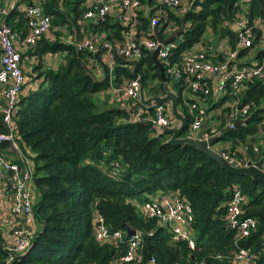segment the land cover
<instances>
[{
    "label": "trees",
    "instance_id": "obj_1",
    "mask_svg": "<svg viewBox=\"0 0 264 264\" xmlns=\"http://www.w3.org/2000/svg\"><path fill=\"white\" fill-rule=\"evenodd\" d=\"M1 1L0 22L6 21L24 40L30 32L28 17L18 7L3 13ZM89 1L21 0V3L40 4L52 17L54 26L74 31L78 40L87 34H97L114 47L125 44L127 29L114 14L98 24L84 19ZM141 2L147 9L138 12L139 35L143 32L155 37L151 26L154 17L158 18L156 27L163 38L182 28L173 40L176 46L170 56L176 64L182 62L186 52L212 42L206 38L210 31L217 39H228L231 48L226 54H202L201 58L226 61L238 46L236 22L241 17L253 26L254 38L251 46L238 49L233 63L247 55L263 36L264 0H185L177 7L166 6L162 0ZM52 32L56 34L54 40L43 36L35 46L28 48V53L38 60L33 68L36 76L30 77L25 72L15 119L19 149L33 167L36 197L33 207L38 222L31 249L16 264H134L122 260L129 239L125 224L142 233L140 251L145 262L153 257L155 264H194L197 261L234 264V255L241 248H247L256 258L243 264H264V184L250 176L229 174L191 144H169L168 134L158 133L143 120L134 119L136 109L132 100L130 107L114 106L108 102L111 99L108 96L102 104L99 93L115 95L111 91L114 87L120 88L134 78L132 67L117 63L112 74L108 70L105 81H96L84 67L86 64L99 76L95 69L96 55L88 50H77L59 37L61 32L54 29ZM141 48L138 74L146 93L149 96L164 94L165 82L152 60V52ZM59 52L65 55V62L57 69L43 64L45 54ZM1 57L0 49V62ZM256 59H264V50L257 52ZM36 78H42V82L32 89L31 83ZM168 78L179 94L180 106L189 124L193 117L187 102L199 104L204 120L208 121V135L228 126L236 101L238 108L248 106V113L242 118L244 123L222 134L217 144L238 157L242 156L241 148H247L246 153L252 158L264 155L262 150L259 153L254 150L256 135L264 131V79L243 81L238 96L234 97L228 87L229 93L215 100L212 85L211 93L203 98L185 90L184 79ZM187 93L193 97L189 98ZM204 101L207 107L203 113ZM216 109L220 112L209 117ZM7 132L0 114V133ZM11 143L8 140L0 143V155L22 165V156ZM235 187L249 198L244 216H252L258 222L246 237H240L227 222L226 207ZM168 192H177L193 207L195 249L185 241L175 240L167 225L143 215L142 203ZM99 218L104 219L110 231H123L124 241L97 239ZM2 240L0 234V264H8L10 253Z\"/></svg>",
    "mask_w": 264,
    "mask_h": 264
},
{
    "label": "built area",
    "instance_id": "obj_2",
    "mask_svg": "<svg viewBox=\"0 0 264 264\" xmlns=\"http://www.w3.org/2000/svg\"><path fill=\"white\" fill-rule=\"evenodd\" d=\"M185 0H162V3L169 7H177ZM18 7L24 12L29 20L30 32L24 40L12 30L6 21L0 22V49L2 57L0 62V114L3 122L8 127L7 133H0V143L8 140L12 142V147L22 156V165L4 158L0 155V180L6 184V189L10 191L12 200L9 206L10 213L19 220L9 234L4 248L10 253L8 264L15 260L17 255L27 252L33 245V238L38 232V222L34 214L33 207V167L29 159L24 158L16 136V116L19 110L20 94L25 83V72L21 64V52L17 46L19 42L26 48L35 46L43 36H48L54 31H59L60 38L73 44L77 50H88L94 54L101 48H116L120 54L127 58L140 60L142 56V46L153 52L158 47L159 59L165 67V73L172 79L179 81L184 79L186 82L185 90L193 94L201 95L206 98L211 93L209 81L211 77H218L221 82V88L229 87L230 94L238 96L243 81L253 78L264 79V61L257 64H248L237 66L233 63L236 60L238 49L241 47L251 46L253 43L254 32L253 26L249 22L240 18L236 24L238 31V46L229 53V57L224 62H213L201 58L202 54L194 49L184 54L180 64L170 60L171 51L176 46L174 41L161 43L156 37H149L143 32L138 34V12L144 10L141 0H98L88 5L84 12V19L98 24L107 16L114 14L116 19L121 22L127 29L128 39L125 44H119L118 47L112 46L108 41L95 34H87L81 40H68L65 28L60 25L54 26L52 17L46 14L40 4H24L21 0H15L12 8ZM11 8V9H12ZM158 18L154 17L151 22L153 29L157 28ZM54 26V27H53ZM67 29V28H66ZM155 35V32L153 31ZM103 60L107 69L112 74L117 62L111 53H105ZM97 68V65H96ZM115 92L124 93L133 101L131 103L136 109L134 113L135 120L151 121L154 124L163 126H172L177 119L169 109L164 105H159L153 110H149L143 104L140 105V82L133 78L128 84L120 88H114ZM139 103V106H138ZM189 112L193 117L192 122L188 125L187 135L194 136L202 127L204 117L201 113L199 104L193 102L189 105ZM238 101L228 119V126L233 127L238 119H242L248 113V106L238 108ZM138 106V107H137ZM216 127H214L215 129ZM207 136H209L207 134ZM215 148L234 165L247 166L249 163L261 161V167L264 169V155L260 158H252L247 155V148L242 151V156L238 157L232 153L222 150L215 144ZM256 153L260 152L258 147H254ZM12 171V173H10ZM248 196L235 187L230 201L227 203V222L229 226L236 230L240 237L250 235L252 230L257 226V219L248 216L245 217V206L248 204ZM143 215L156 218L159 223L165 224L170 228L175 240L185 241L192 249L197 247L196 233L193 228L195 214L192 205L177 192H168L159 196L151 197L141 205ZM8 209V208H7ZM97 239L102 242H122L125 234L121 230L110 231L106 226L103 218H99L97 224ZM128 235V232H127ZM129 236V235H128ZM143 245V235L136 232L135 235L129 236L126 245V253L122 260L134 264H155L156 260L151 257L148 262L144 261L141 254ZM256 256L250 249L241 248L233 257L234 264H243L253 262ZM93 264V263H88ZM194 264H206L204 261H197Z\"/></svg>",
    "mask_w": 264,
    "mask_h": 264
},
{
    "label": "water",
    "instance_id": "obj_3",
    "mask_svg": "<svg viewBox=\"0 0 264 264\" xmlns=\"http://www.w3.org/2000/svg\"><path fill=\"white\" fill-rule=\"evenodd\" d=\"M182 28L176 30L171 35L166 38H162L159 33V29L155 28V37L161 43H168L175 40L181 32ZM159 51L160 47L152 52V60L155 63V66L160 70L161 77L164 80V94L161 95H152L149 96L145 90V84L141 77L138 74V68L140 66V60L127 58L124 54H120L116 48H101L96 52V58L102 65L105 76L104 78H98L95 73L84 64L87 72L93 76L96 81H105L108 75V69L106 63L102 59V56L105 53H111L115 58L118 64L129 65L132 67V75L134 78H137L140 82V101L146 106L149 110H153L155 107L159 105H164L167 109L169 108L172 114L177 119V122L172 126H163L159 124H154L151 121H144L145 124L154 128L158 133L168 134L170 137L167 140L169 144L172 145H186L191 144L197 147L201 152L209 156L212 160L217 162L223 169H225L229 174L239 175V176H250L253 180L261 182L264 184V169L261 167V161L255 164L249 163L247 166H238L232 164L220 150L215 148V144L220 140L222 134H226L244 123L243 119H238L235 122L233 127H225L221 131H218L212 135L207 136V126L208 121H204L200 130L194 135H184L187 127L189 125L188 118L184 112L180 110V97L178 92L175 90L174 85L169 80L167 74L165 73V67L161 60L159 59ZM200 54V53H199ZM12 173V171H10ZM126 231L129 236L135 235L136 230L124 225ZM29 250L25 253L17 255L14 261L10 264H16L19 260H21Z\"/></svg>",
    "mask_w": 264,
    "mask_h": 264
},
{
    "label": "crops",
    "instance_id": "obj_4",
    "mask_svg": "<svg viewBox=\"0 0 264 264\" xmlns=\"http://www.w3.org/2000/svg\"><path fill=\"white\" fill-rule=\"evenodd\" d=\"M14 2H15V0H2L1 1V5L3 8L2 12L8 13V10L12 8V4ZM146 9L147 8L144 7V10H146ZM170 28H172V27H170ZM170 28L167 30V32L168 31L170 32ZM236 30L239 31L238 26H236ZM262 30H263L262 31L263 36H262L261 40L255 44L254 48H252L247 55L243 56L240 59L239 58L237 59V62L235 63L237 66H244L246 64L247 65L248 64H257V63H261L264 61V59L262 61H259L256 59L257 52L260 50H264V26L262 27ZM67 31H68V33L66 34V36H67L68 40L80 39L77 37V33H75L74 31H71V30H67ZM172 33L173 32H170L169 35H171ZM55 36H56V34L54 32H52L48 36H46V38L50 39V40H54L56 38ZM17 46L21 52V56H22L21 64H22V68L24 69V72H26L27 74H29L32 77H35L36 73H35L33 68L38 62L36 56L29 54L28 53L29 49L24 47L21 42H19L17 44ZM208 47H209V49H208ZM230 48H231V46L229 44V40L226 38H222V39H218V41L214 40V42H210L206 46H201V45L198 46L197 51L200 54H203L206 56H216L217 54L222 53V52H225V54L228 53L230 51ZM103 56H102V59H103ZM63 62H65V55L60 53V52L54 53V54L48 53V54H45L43 56V64L45 66H48V67L50 66L54 69H57L60 66V64ZM96 65H97V68H95V69L98 70V72L100 74L97 77L103 79L105 76V72H104L102 65L98 61V59H97ZM41 82H42V78L34 79L31 83L32 89L37 88ZM210 85L215 87V91H214L215 100H220L221 98L225 97L226 94L229 93V89L226 86L221 88V82H220L218 77H211ZM184 95H185V91H184ZM114 96H115L114 99L117 100L121 106H124V107L129 106L130 107L129 102L131 99L129 96H127L124 93H119V95L115 94ZM187 96L189 98L193 97L192 95H190V93H187ZM201 107H202V110L204 113L205 112L204 108L207 107V102L206 101L202 102ZM207 109L210 110V108H207ZM180 110L183 112V109L181 108V106H180ZM169 111H170V109H169ZM219 112H220V109L213 110L210 112V114L208 116L211 117L212 115L218 114ZM256 139H257V141H256L257 143H256L255 147H259V149L262 150L261 154H264V152H263L264 151V131H262V130L259 131L258 135H256ZM220 148H221V146H220ZM240 150L242 153L243 149L241 148ZM33 198L34 199L36 198L34 196V194H33ZM11 200H12V196H11L10 191L6 189L5 182L3 180H0V234H1V237L3 238V240H2L3 242L7 241V235L9 234V231L11 230V228L15 224L19 223V220L17 218H15L9 211V206H11Z\"/></svg>",
    "mask_w": 264,
    "mask_h": 264
},
{
    "label": "rangeland",
    "instance_id": "obj_5",
    "mask_svg": "<svg viewBox=\"0 0 264 264\" xmlns=\"http://www.w3.org/2000/svg\"><path fill=\"white\" fill-rule=\"evenodd\" d=\"M97 0H90L89 1V4H91L92 2H96ZM65 30H69V29H65ZM215 35L213 34V32L212 31H210V32H208L207 33V35H206V38L208 39V40H211L212 42H214V40L216 41H218V39L216 38L215 39ZM30 77H32V76H30ZM115 88V87H114ZM114 88L111 90L112 92H114L115 94H117V95H119V93L118 92H115V90H114ZM98 96H100L101 97V99H102V104H105V102L108 100V96L111 98V99H109V103L110 104H113L114 106H120V104L118 103V101L117 100H115L114 98H115V96L113 95V94H107V92H105V91H102L101 93H99V95ZM221 145L220 144H218V147H220Z\"/></svg>",
    "mask_w": 264,
    "mask_h": 264
}]
</instances>
